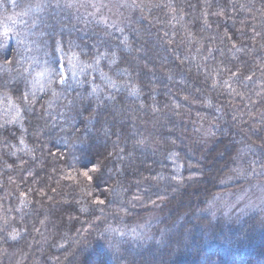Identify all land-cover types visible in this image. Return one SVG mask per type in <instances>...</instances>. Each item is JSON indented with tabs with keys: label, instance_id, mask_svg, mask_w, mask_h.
<instances>
[{
	"label": "trees",
	"instance_id": "obj_1",
	"mask_svg": "<svg viewBox=\"0 0 264 264\" xmlns=\"http://www.w3.org/2000/svg\"><path fill=\"white\" fill-rule=\"evenodd\" d=\"M126 2L0 0V264H264L258 214L210 209L264 178V0Z\"/></svg>",
	"mask_w": 264,
	"mask_h": 264
},
{
	"label": "rangeland",
	"instance_id": "obj_2",
	"mask_svg": "<svg viewBox=\"0 0 264 264\" xmlns=\"http://www.w3.org/2000/svg\"><path fill=\"white\" fill-rule=\"evenodd\" d=\"M126 1L127 0H113V2L109 0H76V3L79 2L78 8L83 10L88 9L90 12L101 16L104 20L120 24L123 18L128 15L126 10L130 8ZM67 54L64 51H60L58 54L60 61L58 73H55L53 70L54 68L48 63L31 78L25 92L24 101H27L25 103L30 104L37 93L51 87V83L54 84L56 76L64 83V81H67L69 71H71L72 74L76 71L78 66H76L75 61H73L72 54H68L69 56ZM20 109L21 108H19V110ZM13 115L16 117L15 113ZM172 161L175 165L176 174L179 175L184 166L176 155L172 156ZM252 170L254 171V169ZM231 172L233 173L230 177L232 179L245 177V175L248 174V172L245 171L240 173L239 170L234 173V169ZM236 180H238V178ZM227 183H229V181H226V184ZM210 209L213 210L211 220L218 224L230 225L233 221H241V219L249 215L258 214L257 216L259 217L260 223L262 227H264V178L251 181L242 186L225 188L223 191L218 192L210 205ZM158 216V213L155 212L141 219L138 224L146 225L155 221Z\"/></svg>",
	"mask_w": 264,
	"mask_h": 264
}]
</instances>
